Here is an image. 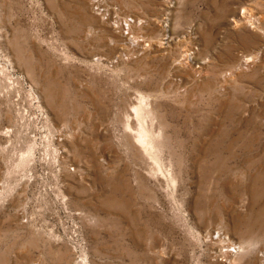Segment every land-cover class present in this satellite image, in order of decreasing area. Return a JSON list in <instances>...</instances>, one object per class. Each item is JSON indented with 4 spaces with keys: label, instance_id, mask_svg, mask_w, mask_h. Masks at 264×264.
Segmentation results:
<instances>
[{
    "label": "rangeland",
    "instance_id": "obj_1",
    "mask_svg": "<svg viewBox=\"0 0 264 264\" xmlns=\"http://www.w3.org/2000/svg\"><path fill=\"white\" fill-rule=\"evenodd\" d=\"M0 264H264V0H0Z\"/></svg>",
    "mask_w": 264,
    "mask_h": 264
},
{
    "label": "bare ground",
    "instance_id": "obj_2",
    "mask_svg": "<svg viewBox=\"0 0 264 264\" xmlns=\"http://www.w3.org/2000/svg\"><path fill=\"white\" fill-rule=\"evenodd\" d=\"M96 4V3H95ZM127 28V27H126ZM252 59L250 58V57H243V59H242V61L243 62H245V63H247V64H245L246 66H250V64L248 63L249 61H251ZM251 63V62H250ZM239 250V249H238ZM234 250H232V249H230L229 251H228V253H230V254H232L231 252H233ZM237 251V250H236Z\"/></svg>",
    "mask_w": 264,
    "mask_h": 264
}]
</instances>
